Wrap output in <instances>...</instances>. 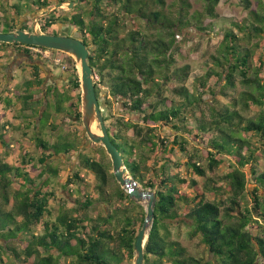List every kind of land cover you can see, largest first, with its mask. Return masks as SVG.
Masks as SVG:
<instances>
[{
  "label": "trees",
  "instance_id": "16d2710c",
  "mask_svg": "<svg viewBox=\"0 0 264 264\" xmlns=\"http://www.w3.org/2000/svg\"><path fill=\"white\" fill-rule=\"evenodd\" d=\"M17 1L12 9L19 16L30 10L48 12L58 1L70 0ZM71 1L77 2L73 12L61 16L58 10L53 11L39 20L40 32L70 36L69 30L74 28L86 45L90 39L94 48L88 45L89 65L98 76L96 96L99 101L104 97L109 108L113 101L121 105L119 114L104 116L111 141L122 154L130 175L143 188L156 190L155 219L145 245L144 264H264V168H261L264 163V52L256 53L255 48L247 46L252 38H260L261 42L255 46L264 48V0L258 1L257 10L252 8L251 0H241L249 17L232 23L225 31L221 54L214 57L217 69H210L196 79V84H190L192 91L186 85L190 66L175 65L176 35L193 21L218 18L220 0H203L204 12L194 14L189 12V3L180 0L174 19L162 9L165 0H89L93 7L88 22L84 19L86 9L82 7L86 0ZM109 6L119 8L111 13ZM130 17L134 21L145 20L148 28H167L170 38L168 41L162 37L152 39L147 29L138 25L122 35L126 19ZM0 24L4 25L0 32L15 31L8 22ZM59 24L68 25L67 34L58 33ZM19 29L27 30V24ZM243 41L247 44L243 45ZM0 46L32 54L26 45L0 43ZM66 59L69 67L65 72L70 73L67 83L78 93L76 102L54 86L41 90L47 94L41 100L35 95L22 96L17 91L14 96H0V105L6 107L14 101L21 103L22 108L14 116L17 120L26 117L23 113L33 112V105L48 102L40 124L28 121L29 124L22 126L35 129L32 140L39 155L34 157L24 151L16 165L5 162L0 155V239L7 243L0 244V264H62V260L66 264H126L135 256L134 245L145 220V207L118 184L115 191H110V180H115L110 162L104 164L100 158L85 153L93 144L80 135L82 131L64 132L55 142L44 139L40 132L48 125L53 130L60 127L50 123L52 109L57 115L66 116L65 120L69 116L76 118L82 126L80 69L72 57L66 56ZM173 65L176 67L171 73ZM31 67L33 78L24 84L26 88L41 87L45 83L40 77L41 67L38 64ZM236 75L249 88L240 94V103L246 108H261L256 119L246 118L235 109L238 102L235 99L227 104L221 102L220 98L229 96L228 90L236 88ZM213 79L214 84L225 82L219 93L210 83ZM168 92L179 100L170 98ZM208 95L214 98L211 103L205 100ZM201 103L211 112L209 120L203 113L198 119ZM190 120H198V125L192 127ZM45 121L48 123L44 124ZM19 124L22 122L16 130H21ZM13 127L10 120L0 121V143L5 149L10 148L9 130ZM167 128L174 131L168 133ZM242 135H249L252 141ZM204 136H209L206 151L209 169L213 171L226 160L229 162L231 171L224 177L228 188L208 178L201 164L204 155L198 150L191 151L192 139H204ZM255 140L263 146L258 153ZM77 153V168L62 184L65 195L60 196L56 180L61 170L54 162ZM179 154L186 161H181ZM248 164L252 167L254 189L248 187V175L243 170ZM182 167L205 181L188 182L179 171ZM81 170L95 176L98 184L94 189L81 176ZM183 186L195 195L181 193ZM245 192L251 197L252 206L242 209L240 200L245 198ZM208 194L215 199L208 200ZM225 195L226 202L216 199ZM10 205L11 209H6ZM183 206H187L185 212ZM91 211L95 214L91 215ZM181 217L189 221L194 236H200L207 248V258L195 257L182 243L169 239V225ZM17 242L23 245L18 246Z\"/></svg>",
  "mask_w": 264,
  "mask_h": 264
},
{
  "label": "rangeland",
  "instance_id": "374dc122",
  "mask_svg": "<svg viewBox=\"0 0 264 264\" xmlns=\"http://www.w3.org/2000/svg\"><path fill=\"white\" fill-rule=\"evenodd\" d=\"M71 1V0H70ZM89 0H86L84 3H82V7L86 9V12H84V19L85 21H89L90 15L89 11L92 10L93 4ZM189 5V12L190 14L194 13H203L205 8V3L203 0H186ZM252 1V8L257 10L258 9V1L259 0H251ZM17 0H0V15L2 19H0V23H9L11 26H14L13 29H15L14 32L17 30H21L23 24H27V30L28 32H33L34 29H36L38 32H40V26H39V20L47 17L51 10H54L56 6L58 7L56 10H58L61 14V16H68L72 12L71 10L75 5H73L72 8H68V2L66 1L64 3H60L59 1L55 4L56 6H53L48 12L46 10L42 11H28L25 14L17 15L15 14L14 10L12 9V6L16 4ZM73 2V1H72ZM166 5L162 8L167 16L169 18H176L177 13L180 9V0H165ZM119 7L113 8V6L108 7V11L113 13L118 10ZM155 8V6H154ZM157 9H160L161 7H156ZM55 11V10H54ZM52 13V12H51ZM217 13L218 18L216 19H209L203 17L201 19V22H194L192 25L188 28H185L182 33L180 31L177 32L176 39L177 43L173 48V55H174V61L175 65L178 67H182L184 65L190 66V76L188 78V82L186 85L189 87L190 84H196V79L199 77H203L207 74V72L210 69H217L215 65L214 57L218 58L221 54V47L223 44V37L226 30L231 28V24L235 22H242L246 18L249 17V11H247L243 4H241V0H220V3L217 7ZM47 16L43 17V15ZM141 26L143 29H147L146 33L151 36L152 39L160 38L162 37L166 41L170 38L169 30L163 26H159V28H148L147 22L144 21H134L131 17L126 19V26L125 29L122 32V35L124 33H127L129 30L135 29L136 27ZM4 27V25L0 24V30ZM67 27L68 25H62L59 24L57 26L58 33H65L67 34ZM240 36H242L241 33L238 32V30H235ZM70 36H81V34L76 29L69 30ZM91 40H88V45L92 48ZM261 42L260 38H252L251 43H246L243 41V45L247 44L249 47H253L256 50V53L264 52L261 49L256 48V43ZM264 45V43H263ZM88 46V48H89ZM30 52L31 50L28 49ZM90 51V49H89ZM52 57L51 59H46L43 56H40L36 58V53L29 54L34 60L37 61V64L41 67L40 77L41 79L45 80L44 85L41 87L46 90L47 87H55L58 89L60 93H68L71 97V101L74 100L76 102L78 93H76L74 90H71L70 85L67 83L70 73L65 72L66 68L68 69V64L66 62V56H70L65 53L61 52H55L53 50L49 53ZM72 57V56H70ZM26 55L25 53H19L14 47H6V46H0V96L4 98V96L10 97V95H13L14 91H17L18 94L22 96H30L35 95L40 100L43 99L44 96L47 97L46 92L41 91L39 87H33V88H26L25 81L28 79L33 78V72L34 69L31 67V63L25 59ZM61 59V65H58L54 62V59ZM73 58V57H72ZM41 59V60H40ZM74 59V58H73ZM76 62V59H74ZM36 64V63H34ZM10 65V68H9ZM76 62V66H77ZM176 66L170 67V71L172 73L173 69ZM8 67V68H7ZM80 69V65L77 66V69ZM79 71V70H78ZM80 74V73H79ZM94 77L95 82L98 81V76L94 71ZM215 79L211 80L210 83L213 86L215 90L218 91V93L221 91V89L224 86V81L214 84ZM236 88L234 90H228V97L227 98H220L221 102L224 104L231 103L232 99H235L237 102V105L235 106V109H237L239 112L244 115V117L249 119H256L261 111V108L256 106H251L246 108L240 103V94L246 90H249L248 86L245 84H242L241 77L239 75H236ZM190 91H192L193 87L191 85ZM81 95H82V89H81ZM81 98V112H82V97ZM170 98H173L174 100H179L178 97L173 96L171 93L168 92L167 94ZM14 96V95H13ZM16 96V95H15ZM45 97V99H46ZM14 100V98H12ZM205 100L208 102H212L214 100L213 97L210 95L205 97ZM101 102L104 103L103 107H101V110L103 111L104 115H107L109 113L112 114H119L121 110V105L117 104L113 101L112 107L109 108L104 101V97L102 98ZM47 103L44 102L43 105H33V112L27 111L23 113L26 117L23 119H16L14 116L18 114V111L22 108L21 103L18 101H14L13 105L10 107H6L5 105H0V121L5 122L6 120H10L15 127L10 128L9 133V139H10V148L5 149L3 145L0 143V155L4 159L5 162L10 163L11 165H16L20 161V156L23 154L24 151H29L34 157L39 155V151L35 148V143L32 140V137L34 136V128H23L22 126L25 124H29L28 121L36 122L37 124H40V119L42 116V113L44 112V109H47ZM201 109L197 110L198 113V119L199 117L202 118L201 114L203 113L206 119H210V110L206 106L205 103H201ZM69 120H65L66 116L63 115H57L55 111L51 110V122L55 123L57 126L60 127L57 130H53L51 126H46L43 129L40 127V132H42V137L46 140H50L51 142H55L59 136H61L64 132H70V133H77L78 130L82 131L81 136H86L85 128L82 123V126L80 127L78 125V120L76 118L69 116ZM32 118V120H31ZM198 120H190V125L192 127H196L198 125ZM22 122V124H19L21 130H16V126L18 123ZM82 122V121H81ZM44 124H47L48 122H43ZM40 126V125H39ZM168 133H172V128H167ZM77 130V131H76ZM129 135L133 137V132L130 131ZM80 136V137H81ZM244 138L250 139L249 135H242ZM204 139H192V144L190 145L191 151H197L201 155H204L201 159L202 166L206 169L207 177L212 178L216 181L218 185H223L224 188H228V185H226L227 181L224 179L225 175L231 171V168L229 167V162L226 160L223 164L216 167L213 171H211L208 167L209 160L207 159V149L209 148L207 142L209 141V136H204ZM82 138V137H81ZM92 143V142H91ZM256 153H258L260 148H263L261 143H259L257 140L253 141ZM89 147V150L86 151V154L92 155L94 158H100L104 164H108V161L110 162V172H112V162L109 157V155L106 153L105 149L98 144H94ZM26 148L22 150L23 148ZM170 148L174 147L173 145H169ZM84 148V147H83ZM81 148V150H83ZM104 149V150H103ZM203 152V153H202ZM181 161H186L182 158V155L179 154L177 156ZM152 156L150 157V159ZM79 155L74 154L73 156H70L69 158H65L64 156L58 158L57 161L54 162L56 166H58L61 170L60 176L58 177L57 181V191L58 194L61 196L65 195V192L63 191L62 184L67 182L68 177L70 173L77 168L78 162H79ZM152 160V159H151ZM152 162V161H151ZM35 163V162H33ZM31 167L29 166L28 169ZM264 168V163L262 164V167ZM244 172L248 175L249 179V185L248 187L250 189H254L255 183L253 179L251 178V171L252 167L251 164L246 165L243 168ZM181 175L187 179L189 182L192 179H197L200 183L205 181L204 178L198 177L197 175H194L191 172H188L186 167H182L179 169ZM81 176L86 180V183L90 186V188H93L98 184L95 176L85 170H81ZM31 175H34V172L31 173ZM148 177H151L150 175ZM48 178V177H47ZM118 182L115 180H110V191H115L117 188ZM119 185V184H118ZM17 188H19V185H16ZM120 186V185H119ZM145 191H151L154 192L156 190L152 188H143ZM181 193H186L189 197H193L195 195V192L185 186L180 187ZM226 195L220 196L216 199L222 200L226 202ZM208 200H213L215 197L213 195L208 194L207 197ZM11 203L13 202V196L11 195ZM136 201V200H135ZM137 202V201H136ZM138 203V202H137ZM242 209L244 207H251V197L245 192V198L240 200ZM139 204V203H138ZM141 205V204H140ZM11 206H8L6 209L10 210ZM183 211H186L187 206H183ZM101 214L105 215L104 211L99 209L98 210ZM91 215H94L95 212H90ZM185 221V222H183ZM189 221L186 220L184 217H181L176 222H173L169 225V239L174 241H179L182 243L185 247L188 248L189 253L195 257H208L207 248L202 243L200 236H194L193 231L188 224ZM253 233L256 234L257 231L253 230ZM264 234V233H263ZM7 244L5 241L0 239V244ZM20 245V242H17L16 245ZM18 245V246H19ZM23 245V244H21ZM135 257V256H134ZM5 259H7L5 257ZM68 262H65L62 260V264H66ZM126 264H134V259L131 261H127Z\"/></svg>",
  "mask_w": 264,
  "mask_h": 264
},
{
  "label": "water",
  "instance_id": "95a60500",
  "mask_svg": "<svg viewBox=\"0 0 264 264\" xmlns=\"http://www.w3.org/2000/svg\"><path fill=\"white\" fill-rule=\"evenodd\" d=\"M75 3L69 1L68 8H72ZM58 7L60 6H56L54 10ZM54 10H51L48 14ZM48 14L43 15V17ZM0 43L9 45L21 44L65 53L76 59L78 66L80 65L82 123L85 133L92 143L101 145L109 155L112 162L113 175L120 187L127 191L132 199L145 207V220L134 245V264H144L145 245L155 219V193L143 190L141 185L130 175L122 154L111 141L104 115L96 96L94 71L89 65L90 51L88 45L77 36L45 34L38 32L36 29L33 32L22 29L10 33L0 32Z\"/></svg>",
  "mask_w": 264,
  "mask_h": 264
},
{
  "label": "built area",
  "instance_id": "2783aa9c",
  "mask_svg": "<svg viewBox=\"0 0 264 264\" xmlns=\"http://www.w3.org/2000/svg\"><path fill=\"white\" fill-rule=\"evenodd\" d=\"M28 49H30L31 50V53L33 52V53H36L37 55H40V56H43L44 58H46V59H51V55L49 54L50 53V51H44V50H42L41 48H39V47H33V46H31V47H29ZM54 62L56 63V64H58V65H61V59H57V58H55L54 59Z\"/></svg>",
  "mask_w": 264,
  "mask_h": 264
},
{
  "label": "flooded vegetation",
  "instance_id": "af4514ba",
  "mask_svg": "<svg viewBox=\"0 0 264 264\" xmlns=\"http://www.w3.org/2000/svg\"><path fill=\"white\" fill-rule=\"evenodd\" d=\"M2 33H5V32H2ZM29 47H31V46H29ZM28 47V48H29ZM42 50H44V51H51V50H48V49H44V48H41ZM25 55H26V58L25 59H27L31 64V66H34V65H36L37 64V61L36 60H33V59H31V56L29 55V54H27V53H25ZM34 63H36V64H34ZM8 68V67H7ZM9 68H10V65H9ZM33 74V73H32ZM39 89L40 90H42L43 88L42 87H39ZM102 100V99H101ZM101 100L99 101V103H100V108L101 107H103V105H104V103L103 102H101ZM102 113H103V111H102ZM103 115H104V113H103ZM105 116V115H104ZM42 117V116H41ZM88 138V137H87ZM89 139V138H88ZM91 142V141H90Z\"/></svg>",
  "mask_w": 264,
  "mask_h": 264
}]
</instances>
